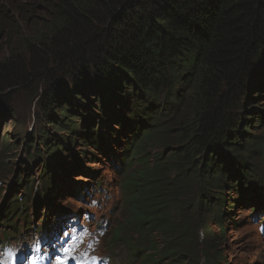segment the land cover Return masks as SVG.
I'll return each instance as SVG.
<instances>
[{
    "label": "trees",
    "instance_id": "trees-1",
    "mask_svg": "<svg viewBox=\"0 0 264 264\" xmlns=\"http://www.w3.org/2000/svg\"><path fill=\"white\" fill-rule=\"evenodd\" d=\"M42 1L58 45L51 65L22 79L0 72L1 111L12 112L2 108L12 94L5 85L33 79L45 118L24 142L31 165L0 190L2 235L22 239L30 224L48 223L82 145L97 151L93 159L105 155L118 179L104 249H127L123 264H225L217 240L233 207L227 192L264 197V166L248 163L264 164V0ZM37 34L27 41L44 46ZM5 139L0 157L12 147ZM74 196L87 199L77 188ZM207 221L218 234L206 237Z\"/></svg>",
    "mask_w": 264,
    "mask_h": 264
},
{
    "label": "rangeland",
    "instance_id": "rangeland-1",
    "mask_svg": "<svg viewBox=\"0 0 264 264\" xmlns=\"http://www.w3.org/2000/svg\"><path fill=\"white\" fill-rule=\"evenodd\" d=\"M22 2L29 6V11L18 12L15 10ZM32 6H35V8H32ZM49 12L50 8L45 7L42 0H0V72L2 74H9L22 79V77L28 76L34 65L39 64L41 67L51 65L49 62L50 52L58 45L51 41L52 36L47 32L51 29L47 24ZM30 33H41L43 36L40 38L44 39L42 40L44 46H31V43L27 41ZM40 50L44 51L45 57L37 62L33 51L40 52ZM37 71H41L39 67ZM32 80L29 79L24 83L20 82L18 86L5 85V89L12 92V94L9 102L2 105V108H10L12 112L3 113L0 107V139L3 136L6 137L7 142H12V147L8 149L7 154L0 157L1 194L9 192L12 180L21 167L31 165L24 157V142L29 139V135L34 134L39 126L45 125V118L38 119L40 117L39 101L41 94L39 84L42 83L39 80L33 82ZM10 81L14 80L10 79ZM48 130L51 131L49 128ZM261 131L264 137V130ZM76 149V153H73L77 159L76 161L73 160L76 171L69 174L68 182L62 181V183H59V186H62L59 190L62 194L59 193L56 196L52 211L49 212L50 216L46 220L51 221L54 219L53 215L56 214L57 210L69 213L72 210L87 209L94 212L95 218L98 220H107V227L110 229L111 224L118 220L115 201L119 198V191L117 175L113 171L115 168L103 154L95 156V159L91 158V154L97 153L91 147L81 145ZM242 155L247 158L246 154ZM248 163L256 167L264 166V164L259 165L261 162L258 159L248 160ZM96 181L106 188L108 196L100 199L102 206L90 209L89 206H85L90 197L95 194L96 197H102L101 193H97L96 189H93V185L97 189L99 187V185H96ZM73 188L84 191L87 199L85 201L80 199V201L85 202L83 203L85 205L75 200V198L79 200L78 197H70ZM251 194L252 191H249L247 187L241 192H238L237 189L234 192H227V198L230 200L229 205L233 207L229 209V214L223 216L225 234L222 240H217L219 243L218 249L222 253L225 264H264V235L258 229L259 223H257L263 218L264 197L259 196L255 200L248 201L246 195ZM2 201L3 199H0V207ZM39 211L41 214L44 213L43 205L39 206ZM30 212L32 213L31 209ZM32 220L34 219L32 218ZM37 227L35 226V228ZM205 227L207 230L206 237L218 234V229L214 223L207 221ZM2 228L0 225V230ZM201 230L204 237H201L198 243L200 248H204L207 239L205 238L204 229L201 228ZM107 234H105V240ZM118 251L126 253L127 249L123 247L114 249V252ZM107 252L106 248L104 249V246H101L98 253L106 255ZM93 263V261H89V264Z\"/></svg>",
    "mask_w": 264,
    "mask_h": 264
}]
</instances>
